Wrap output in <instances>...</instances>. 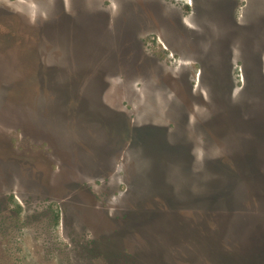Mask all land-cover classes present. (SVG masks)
Returning a JSON list of instances; mask_svg holds the SVG:
<instances>
[{"label": "rangeland", "instance_id": "obj_1", "mask_svg": "<svg viewBox=\"0 0 264 264\" xmlns=\"http://www.w3.org/2000/svg\"><path fill=\"white\" fill-rule=\"evenodd\" d=\"M0 264H264V0H0Z\"/></svg>", "mask_w": 264, "mask_h": 264}, {"label": "trees", "instance_id": "obj_2", "mask_svg": "<svg viewBox=\"0 0 264 264\" xmlns=\"http://www.w3.org/2000/svg\"><path fill=\"white\" fill-rule=\"evenodd\" d=\"M123 122H120V124H122Z\"/></svg>", "mask_w": 264, "mask_h": 264}, {"label": "bare ground", "instance_id": "obj_3", "mask_svg": "<svg viewBox=\"0 0 264 264\" xmlns=\"http://www.w3.org/2000/svg\"><path fill=\"white\" fill-rule=\"evenodd\" d=\"M16 91H17V90H16ZM17 92H18V91H17ZM17 92H16V93H17Z\"/></svg>", "mask_w": 264, "mask_h": 264}]
</instances>
